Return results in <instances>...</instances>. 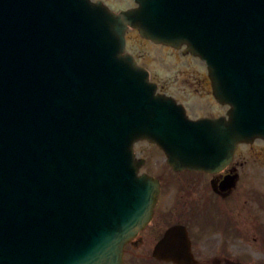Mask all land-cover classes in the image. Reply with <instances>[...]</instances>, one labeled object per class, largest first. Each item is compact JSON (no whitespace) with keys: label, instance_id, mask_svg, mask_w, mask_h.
Masks as SVG:
<instances>
[{"label":"water","instance_id":"95a60500","mask_svg":"<svg viewBox=\"0 0 264 264\" xmlns=\"http://www.w3.org/2000/svg\"><path fill=\"white\" fill-rule=\"evenodd\" d=\"M135 1L116 15L89 0H0V264H123L159 194L137 177L138 140L176 169L216 166L193 162L214 151L210 123L186 120L123 57L129 28L207 61L234 109L226 160L264 139V0Z\"/></svg>","mask_w":264,"mask_h":264},{"label":"flooded vegetation","instance_id":"af4514ba","mask_svg":"<svg viewBox=\"0 0 264 264\" xmlns=\"http://www.w3.org/2000/svg\"><path fill=\"white\" fill-rule=\"evenodd\" d=\"M137 36L134 34L129 42H137ZM168 50L173 54L168 58L172 69L179 70L185 64V69L170 81L161 80L156 74H164V56H147V61L138 56V62L158 84V93L174 98L193 121L227 118L230 107L215 99L204 64L190 55ZM228 139L217 138L215 148L220 152L222 142ZM135 151L142 160L139 173L158 179L160 195L151 223L126 245L124 264H264L262 141L237 145L230 163L223 164L215 173L177 171L168 164L162 150L147 142L136 144ZM172 230H176L173 246L164 247L156 257L157 246ZM167 253L188 255L173 259ZM182 260L188 263H181Z\"/></svg>","mask_w":264,"mask_h":264},{"label":"rangeland","instance_id":"374dc122","mask_svg":"<svg viewBox=\"0 0 264 264\" xmlns=\"http://www.w3.org/2000/svg\"><path fill=\"white\" fill-rule=\"evenodd\" d=\"M94 1L96 2L97 0H94ZM103 2L107 6H109L111 9H113L114 11L125 10V9H128L129 7L132 8L133 6H135V4L133 5V3L130 0H103ZM139 42H133L131 39L129 45L131 47V50L134 51L136 54H138V56L142 57L141 59H144V61H147V58L149 59V57L151 59H157V56H159L160 59L165 58L164 59L165 62H161V65L163 68L162 70L164 71V74L162 72L156 73L158 75V78H160L161 80L165 79V80L170 81L179 71L185 69V64L180 65L181 69H179V70L172 69V64H168V58L171 57L173 54L171 52H169L168 49H159L160 52L162 53V55H161V53L157 54L155 52V50L153 49V47L146 44L145 42H140V44H138ZM148 54H150V55H148ZM147 56H149V57H147ZM161 56H164V58H162ZM173 66H175V65L173 64ZM139 147L142 148L143 145L141 144Z\"/></svg>","mask_w":264,"mask_h":264},{"label":"bare ground","instance_id":"6f19581e","mask_svg":"<svg viewBox=\"0 0 264 264\" xmlns=\"http://www.w3.org/2000/svg\"><path fill=\"white\" fill-rule=\"evenodd\" d=\"M217 144V143H216Z\"/></svg>","mask_w":264,"mask_h":264}]
</instances>
